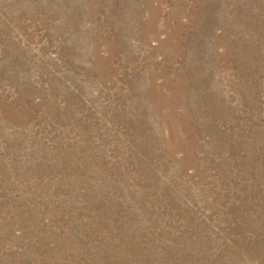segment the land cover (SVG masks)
I'll return each mask as SVG.
<instances>
[{
	"label": "rangeland",
	"instance_id": "1",
	"mask_svg": "<svg viewBox=\"0 0 264 264\" xmlns=\"http://www.w3.org/2000/svg\"><path fill=\"white\" fill-rule=\"evenodd\" d=\"M0 264H264V0H0Z\"/></svg>",
	"mask_w": 264,
	"mask_h": 264
}]
</instances>
